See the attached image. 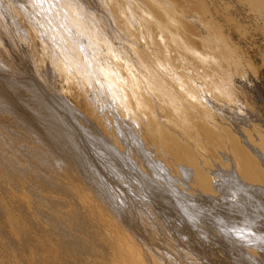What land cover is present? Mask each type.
<instances>
[{
  "label": "bare ground",
  "instance_id": "1",
  "mask_svg": "<svg viewBox=\"0 0 264 264\" xmlns=\"http://www.w3.org/2000/svg\"><path fill=\"white\" fill-rule=\"evenodd\" d=\"M261 66L264 0H0V263L264 264Z\"/></svg>",
  "mask_w": 264,
  "mask_h": 264
},
{
  "label": "rangeland",
  "instance_id": "2",
  "mask_svg": "<svg viewBox=\"0 0 264 264\" xmlns=\"http://www.w3.org/2000/svg\"><path fill=\"white\" fill-rule=\"evenodd\" d=\"M240 81L242 82V84L244 85V87L252 94V95H254V97H253V100H254V102L256 101V103L258 102V104L260 105H262L263 107H264V67L263 66H261V75L260 74H253V73H251V72H247L246 74H244L243 75V77L240 79ZM256 99V100H255ZM252 100V101H253ZM94 161H96L97 160V163H96V165H97V168L99 169V171L102 173V174H104L108 179H110L109 177L111 176L112 177V173L111 172H108L107 171V169H105V167L101 164L102 162H101V160H99L96 156H94ZM99 161V162H98ZM101 166H103L102 168H101ZM134 170V169H133ZM131 170V171H129V172H127V179L129 180V182L131 183V182H136V180H138V177H139V175H138V173L137 172H135L136 170ZM109 174V175H108ZM127 182V181H126ZM12 183V182H11ZM119 185H120V190H119V185L115 188L116 189V191H118V196L120 195L121 197H124L125 199H128V201H127V205L129 206V208H131L132 207V209L134 210H136V208H143L144 207V203H143V199L138 195L137 196V194L135 193V192H133V191H136L134 188H131V190H130V187H132V186H128V184H123L122 182H117ZM13 184V183H12ZM124 185V186H123ZM127 185V186H126ZM122 186V187H121ZM118 188V189H117ZM122 188H123V190H122ZM128 188V189H127ZM127 189V190H126ZM132 189H133V191H132ZM121 191V192H120ZM127 191V192H126ZM132 191V192H131ZM123 192V193H122ZM128 192H129V194H128ZM137 192V191H136ZM123 195H122V194ZM125 193V194H124ZM134 193H135V195L136 196H134ZM138 193V192H137ZM131 194V195H130ZM129 196V197H128ZM127 197V198H126ZM130 198L132 199V201H133V203L131 202V200H130ZM141 201V202H140ZM130 202V203H129ZM132 203V204H131ZM142 203V204H141ZM132 205V206H131ZM134 205V206H133ZM143 205V206H142ZM127 206V207H128ZM138 206V207H137ZM36 207H39V208H42L41 207V205H36ZM134 207V208H133ZM136 207V208H135ZM145 215L143 216V218H139V220L141 221H139V224H141V226H146L147 225V223L145 222L146 220H144L145 218ZM257 220H255V222H256ZM258 222H260L259 220H258ZM258 222H256V223H258ZM261 222L262 223H264V221H262L261 220ZM143 223V224H142ZM146 223V224H145ZM223 224V223H222ZM225 225H227V224H225ZM224 224H223V226H225ZM258 225H261L260 223L258 224ZM257 225V226H258ZM148 226V225H147ZM230 226H233L234 228H235V226L233 225V223L230 225ZM44 228H47V226L46 225H44ZM148 228H150L151 229V232H150V234H151V236L152 237H154L153 239H152V242H153V248L154 249H156V246L158 245L159 246V248L163 251L164 249H166V250H169L170 248L169 247H167V246H169L170 244H172V242L174 241V240H172V238L170 239V234L169 233H167V232H164L163 230H158V231H156L155 233H154V231L152 230L153 228H151V227H148ZM230 231L232 230L231 228L229 229ZM233 231V230H232ZM231 231V232H232ZM262 231H264V230H262ZM262 231H260L261 233H262V236H264L263 235V233L264 232H262ZM162 232V233H161ZM241 232V231H240ZM242 233V235H243V231L241 232ZM164 236H163V235ZM245 234H247V233H244V236H245ZM11 236L13 237V238H11ZM168 239H167V238ZM166 238V239H165ZM237 238H239V237H237ZM242 238V237H241ZM246 237H243V239H245ZM264 238V237H263ZM12 240H15V237L13 236V235H10V238H9V241L11 242ZM239 240L241 241L242 239H240L239 238ZM261 240V239H260ZM156 241H158V242H156ZM226 241V240H225ZM225 241L224 242H222V244H223V251H224V253L226 254V255H228V254H230V252H228V251H230V247L232 246L231 244L229 245L228 244V242H226L225 243ZM161 242H162V244H161ZM258 243H259V246H258ZM257 243V245H255V248L257 249V248H259V247H264V242H258ZM9 245L11 246V244L9 243ZM162 245V246H161ZM164 245H166V246H164ZM226 246H227V248H226ZM0 248H1V246H0ZM3 248H5V247H3ZM225 248V249H224ZM11 248H8V250H7V248H6V252H8L7 253V259L8 258H10L9 256H10V254H11V250H10ZM229 249V250H228ZM259 250H260V248H259ZM10 251V252H9ZM261 251H262V249H261ZM227 252V253H226ZM1 253V255H4V253L3 252H0ZM159 253V252H158ZM215 256V255H214ZM228 256H232L231 254L230 255H228ZM193 257V256H192ZM192 257H191V259H192ZM197 257V255L196 256H194L193 258L194 259H192V260H195V258ZM201 261H203V262H205V259L203 260V258L202 259H200L199 261H197L196 263L197 264H199V263H201ZM245 264L248 262L246 259H245ZM188 262V261H187ZM229 262V261H228ZM238 262V263H237ZM237 262H234L233 261V263L234 264H243L244 263V261H243V263L241 262V261H237ZM189 264H191V262L189 261L188 262ZM232 263V264H233ZM1 264V263H0ZM194 264V263H193ZM227 264V263H226ZM230 264V263H229ZM248 264H249V262H248Z\"/></svg>",
  "mask_w": 264,
  "mask_h": 264
}]
</instances>
